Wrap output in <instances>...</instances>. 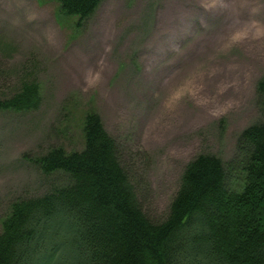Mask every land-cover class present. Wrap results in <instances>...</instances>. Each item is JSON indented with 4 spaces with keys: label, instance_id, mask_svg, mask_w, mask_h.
Returning a JSON list of instances; mask_svg holds the SVG:
<instances>
[{
    "label": "rangeland",
    "instance_id": "1",
    "mask_svg": "<svg viewBox=\"0 0 264 264\" xmlns=\"http://www.w3.org/2000/svg\"><path fill=\"white\" fill-rule=\"evenodd\" d=\"M77 20L58 0H0V37L16 47L0 51V97L16 83L10 72L33 64L43 100L34 112L0 111V231L14 201L49 189L37 157L82 149L90 111L156 222L193 159L238 165L241 134L264 121V0H104ZM231 175L239 190L238 166Z\"/></svg>",
    "mask_w": 264,
    "mask_h": 264
},
{
    "label": "trees",
    "instance_id": "2",
    "mask_svg": "<svg viewBox=\"0 0 264 264\" xmlns=\"http://www.w3.org/2000/svg\"><path fill=\"white\" fill-rule=\"evenodd\" d=\"M103 1L58 0L61 15L77 18V26ZM15 48L0 37L2 54ZM35 69L10 72L16 83L0 97V111L41 107ZM257 94L264 114V79ZM82 131L81 150L58 147L35 159L50 186L11 204L1 224L0 264H264V121L241 134L238 165L212 154L193 159L161 222L143 210L100 115L88 112ZM237 166L243 183L233 190Z\"/></svg>",
    "mask_w": 264,
    "mask_h": 264
}]
</instances>
